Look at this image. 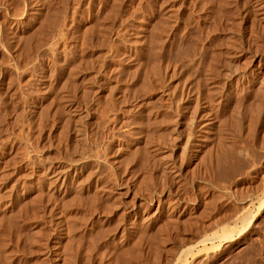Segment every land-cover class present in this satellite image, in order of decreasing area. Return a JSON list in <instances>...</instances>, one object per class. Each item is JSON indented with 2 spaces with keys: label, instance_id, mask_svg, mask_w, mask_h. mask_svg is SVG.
Returning <instances> with one entry per match:
<instances>
[{
  "label": "rangeland",
  "instance_id": "1",
  "mask_svg": "<svg viewBox=\"0 0 264 264\" xmlns=\"http://www.w3.org/2000/svg\"><path fill=\"white\" fill-rule=\"evenodd\" d=\"M259 56L264 62V0H0V239L9 242L0 240L3 247L7 245L0 247V263L121 264L124 260L122 264H169L179 250V264H264V195L259 179L244 173L236 180L218 177L214 129L208 132V126H203L206 117L230 115L238 102L236 95L240 96V106L243 102L248 105L251 100L244 91L251 84L239 75L250 74ZM189 89L192 94L188 98ZM162 112L169 116L163 114L169 122L160 125L157 118ZM177 119L179 122L174 121ZM188 127L192 137L183 149L182 135L188 134ZM159 130L167 135L162 142H174L173 147L158 144ZM175 132L182 142H170ZM164 136L171 140L164 141ZM79 137L86 141L78 142ZM83 147L87 151L93 148L94 156L91 153L86 158ZM164 151L170 153V158L164 154L170 164L161 157ZM43 156L55 162L76 159L82 162V171L67 184L57 185L38 164ZM159 163L167 165L164 171ZM81 198L86 199L84 204ZM108 203L112 207H107ZM102 207L108 209L106 214ZM246 210L251 211L248 214ZM26 230L40 233L30 231L29 235ZM230 231L233 236L226 237ZM17 234L21 241L14 237ZM26 239L30 246L24 247ZM132 244L135 247L131 248ZM121 246L129 250L120 251ZM111 256L124 259L116 263Z\"/></svg>",
  "mask_w": 264,
  "mask_h": 264
},
{
  "label": "bare ground",
  "instance_id": "2",
  "mask_svg": "<svg viewBox=\"0 0 264 264\" xmlns=\"http://www.w3.org/2000/svg\"><path fill=\"white\" fill-rule=\"evenodd\" d=\"M243 1V0H242ZM219 2V1H218ZM263 3V2H262ZM237 9V8H236ZM58 12V11H57ZM54 22V21H53ZM232 26V25H231ZM22 36V35H21ZM22 38V37H21ZM233 40V39H232ZM20 41V40H19ZM40 41V40H39ZM53 42V41H52ZM233 42H235V41H233ZM232 42V43H233ZM228 43V42H227ZM47 44V43H46ZM239 45V44H238ZM240 46H241V44H240ZM242 47V46H241ZM259 47V46H258ZM226 48V47H225ZM228 48V47H227ZM45 49V48H44ZM50 49V48H49ZM112 50V49H111ZM237 50V49H236ZM40 51V50H39ZM108 51V50H107ZM230 51V50H229ZM37 52V51H36ZM120 52V51H119ZM62 53V52H61ZM63 53H64V51H63ZM62 53V54H63ZM122 53V52H121ZM125 53V52H124ZM142 53V52H141ZM65 55L67 54V52H65L64 53ZM63 54V55H64ZM117 54V53H116ZM62 56L63 57V60L65 59L64 57H66V56ZM226 55V54H225ZM228 55V54H227ZM261 56V55H260ZM260 56L258 57L259 59H257L258 60V62H257V65L255 66V67H253V69L251 68V71H249L250 72V76L247 74V73H244L243 72V74L242 75H239V76H241V80L242 81H246L247 82V84L249 83V84H251L250 86H249V88L248 89H246V88H244V92L246 93V95L245 96H247V98L246 99H248V101L249 100H251L252 101V104H251V101H249V103H247L248 105H246V103L245 102H243V103H245L244 105H246L245 107H241L242 105H243V103L241 104V106L239 105L240 104V102H241V100H239V99H237L238 98V96L239 95H236L235 97H237L235 100H238V104L236 103V101H235V103L237 104H235V106H234V108H233V110H231L232 112H230L229 114L230 115H227V116H225V115H223V116H221V114L219 115V116H217V118L216 117H211V116H209V117H206V120L204 121V124H203V126L205 125V126H208V132L209 131H212V129H214V138H215V140L214 141H216V142H214V146L216 147V161L214 162V164H216V174L218 175V177H220V178H226V179H230V178H237V177H239L240 175H242V173H244L245 175H246V177H249L250 178V176H251V174H252V178L254 177L253 176V174L254 175H256V178H258L259 180H257V181H259V183L256 181L255 182V180H254V182H255V185H256V183H258L261 187H262V195H264V86H262V84L264 85V62H263V58L261 59L260 58ZM62 57H61V55H60V58L62 59ZM144 57V56H143ZM36 58V57H35ZM96 58V57H95ZM108 58V57H107ZM253 58H254V56H253ZM33 59H34V57H33ZM76 59V58H75ZM255 59V60H256ZM117 60V59H116ZM157 60V59H156ZM134 61V60H133ZM146 61V60H145ZM249 61V60H248ZM65 62V61H64ZM101 62V61H100ZM142 62V61H141ZM153 62V61H152ZM254 62V61H253ZM66 63H68V62H66ZM129 63V62H128ZM72 64V63H71ZM76 64V63H75ZM234 64V63H233ZM70 65V64H69ZM146 65V64H145ZM144 65V66H145ZM34 66V65H33ZM120 66V65H119ZM143 66V67H144ZM151 66V65H150ZM232 66V65H231ZM234 66H235V64H234ZM237 66V65H236ZM77 67V66H76ZM97 67V66H96ZM157 67V66H156ZM148 68V67H147ZM246 68V67H245ZM235 69V68H234ZM238 69V68H237ZM237 69H236V71H237ZM36 70V69H35ZM97 70V69H96ZM250 70V69H249ZM84 71V70H83ZM121 71H123V70H121ZM136 71V70H135ZM156 71V70H155ZM226 71V70H225ZM106 72V71H105ZM112 72V71H111ZM151 72V71H150ZM154 72V71H153ZM227 72V71H226ZM235 72V71H234ZM248 72V71H247ZM109 73V72H108ZM126 73H127V71H126ZM133 73V72H132ZM138 73V72H137ZM141 73V72H140ZM144 73V72H143ZM209 74H210V72H208ZM236 73V72H235ZM242 73V72H241ZM30 74V73H29ZM101 74V73H100ZM119 74H121V73H119ZM205 74V73H204ZM47 75V74H46ZM117 75V74H116ZM142 75H144V74H142ZM155 75V74H154ZM238 75V74H237ZM100 76V75H99ZM118 76V75H117ZM135 76H136V72H135ZM222 76V75H221ZM32 77V76H31ZM88 77V76H87ZM108 77V76H107ZM116 77V76H115ZM131 77V76H130ZM133 77H134V75H133ZM136 77H138V76H136ZM140 77V76H139ZM146 77H148L147 75H146ZM158 77V76H157ZM225 77V76H224ZM224 77H222V78H224ZM61 78V77H60ZM104 78V77H103ZM141 78V77H140ZM140 78H139V80H140ZM163 79V78H162ZM165 79V78H164ZM238 79H239V77H238ZM8 80V79H7ZM85 80V79H84ZM116 80H118V79H116ZM241 80H237L236 82H240ZM37 81V80H36ZM66 81V80H65ZM131 81V80H130ZM196 81H197V79H196ZM210 81V80H209ZM62 82V81H61ZM72 82V81H71ZM86 82V81H85ZM96 82V81H95ZM138 82V81H137ZM213 82V81H212ZM232 82V81H231ZM245 82V83H246ZM75 83V82H74ZM162 83V82H161ZM164 83V82H163ZM245 83H243V84H245ZM258 83H260L259 84V86H258ZM61 84V83H60ZM79 84V83H78ZM77 84V85H78ZM235 84V83H234ZM41 85V84H40ZM74 85V84H73ZM138 85V84H137ZM161 85V84H160ZM232 85V84H231ZM61 86V85H60ZM65 86V85H64ZM70 86H72V85H70ZM91 86V85H90ZM102 86V85H101ZM105 86V85H104ZM144 86V85H143ZM142 86V87H143ZM159 86V85H158ZM193 86V85H192ZM223 86V85H222ZM79 87V86H78ZM103 87V86H102ZM141 87V88H142ZM194 87V86H193ZM193 87L191 88V89H193ZM75 88V87H74ZM91 88V87H90ZM99 88V87H98ZM110 88V87H109ZM123 88H125V87H123ZM145 88H147V86L145 87ZM215 88V87H214ZM219 88V87H218ZM59 89V88H58ZM61 89V88H60ZM63 89V88H62ZM83 89V88H82ZM127 89V88H126ZM148 89V88H147ZM158 89V88H157ZM191 89H189L188 91H187V94H188V98L190 97V95L192 94V90ZM198 89V88H197ZM227 89V88H226ZM232 89V88H231ZM99 90V89H98ZM109 90V89H108ZM207 90V89H206ZM230 90V89H229ZM219 91V90H218ZM227 91V90H226ZM92 92V94H93V91H91ZM95 92V91H94ZM138 92V91H137ZM195 92V91H194ZM213 92V91H212ZM229 92V91H228ZM110 93V92H109ZM232 93H233V90H232ZM237 93V92H236ZM235 93V94H236ZM239 93V92H238ZM151 94V93H150ZM186 94V95H187ZM229 94V93H228ZM242 94H243V96H244V93L242 92ZM112 95V94H111ZM164 95V94H163ZM185 95V96H186ZM201 95H203L202 93H201ZM230 95H232V94H230ZM229 95V96H230ZM27 96V95H26ZM88 96V95H87ZM94 96H96V94L94 95ZM113 96V95H112ZM178 96V95H177ZM193 96V95H192ZM234 96V95H233ZM91 97V96H90ZM97 97V96H96ZM219 97V96H218ZM228 97V96H227ZM240 97V96H239ZM99 98V97H98ZM123 98V97H122ZM185 98V97H184ZM222 98V97H221ZM224 98V97H223ZM96 99V98H95ZM139 99V98H138ZM178 99V98H177ZM219 99V98H218ZM229 99V98H228ZM253 99H256L255 101L257 102L256 103V107L254 108V104H253ZM163 100V99H162ZM187 100V99H186ZM199 100V99H198ZM207 100V99H206ZM224 100V99H223ZM232 100V101H233ZM154 101H155V99H154ZM167 101V100H166ZM181 101H182V99H181ZM189 101V100H188ZM192 101V100H191ZM220 101V100H219ZM218 101V102H219ZM233 101V102H234ZM243 101H246V100H244V97H243ZM100 102V101H99ZM108 102V101H107ZM171 102V101H170ZM176 102V101H175ZM210 102V101H209ZM225 102V101H224ZM227 102V101H226ZM247 102V101H246ZM138 103V102H137ZM142 103V102H141ZM147 103H148V101H147ZM159 103V102H158ZM161 103V102H160ZM34 104V103H33ZM36 104V103H35ZM34 104V105H35ZM97 104V103H96ZM128 104V103H127ZM3 105V104H2ZM31 105V104H30ZM60 105V104H59ZM99 105V104H98ZM102 105V104H101ZM220 105V104H219ZM232 105H234V104H232ZM243 105V106H244ZM155 106V105H154ZM158 106H159V104H158ZM162 106H164L163 108H165L166 107V110L168 109L167 108V106H165V105H163L162 104ZM202 106V105H201ZM222 106V105H221ZM63 108V107H62ZM129 108V107H128ZM138 108V107H137ZM160 108H161V110H162V107L160 106ZM159 108V109H160ZM175 108V107H174ZM180 108V107H179ZM232 108V107H231ZM230 108V109H231ZM127 109V108H126ZM131 109V108H130ZM155 109V108H154ZM158 109V110H159ZM150 109H148V111H149ZM164 110V109H163ZM162 110V111H163ZM165 110V111H166ZM114 111V110H113ZM222 111V110H221ZM221 111H218V112H220V113H222ZM105 112V111H104ZM156 112V111H155ZM209 112V111H208ZM213 112V111H212ZM211 112V113H212ZM218 112H217V114H218ZM138 113V112H137ZM179 113V112H178ZM204 113V112H203ZM149 114V113H148ZM157 114V113H156ZM166 114V113H163L162 112V115L159 117L158 116V118H157V120L159 121H156V119H153L152 121L155 123V122H158L159 124L160 123H162V124H160V125H163V121H164V123L166 124L167 122H169V119L167 120V119H165V117H167L168 115L166 114V116L165 117H163L164 115ZM216 114V115H217ZM224 114V113H223ZM104 115V114H103ZM107 115V114H106ZM192 115V114H191ZM251 115V116H250ZM148 116V115H147ZM178 116H180V114L178 115ZM177 115L176 116H174V117H178ZM196 116V115H195ZM78 117V116H77ZM106 117V116H105ZM153 117H155V116H153ZM169 117V116H168ZM248 117H249V119H248ZM161 118H163V119H161ZM175 118V119H176ZM102 119V118H101ZM162 121H161V120ZM191 119V118H190ZM193 119V118H192ZM217 119V120H216ZM77 120V119H76ZM139 120V119H138ZM137 120V121H138ZM141 120V119H140ZM146 120V119H145ZM165 120H166V122H165ZM174 121H178V119L177 120H174ZM187 121H189V120H187ZM186 121V122H187ZM191 121H193V120H191ZM77 122V121H76ZM145 122V121H144ZM148 122V121H147ZM149 122H150V119H149ZM179 122V121H178ZM178 122L176 123V124H178ZM146 123V122H145ZM157 123V124H158ZM136 124V123H135ZM158 124V125H159ZM164 124V126L163 127H166V126H168V124L167 125H165ZM96 125V124H95ZM125 125V124H124ZM148 125H150V124H148ZM180 125V124H179ZM137 126V125H136ZM153 127V126H152ZM176 126L174 125V128H175ZM80 128H81V126H80ZM100 128V127H99ZM103 128V127H102ZM149 128V127H148ZM157 128H160V126H158ZM186 128H187V126H186ZM197 128V127H196ZM205 128V127H204ZM135 129V128H134ZM162 129V128H161ZM160 129V130H161ZM164 129V128H163ZM162 129V131H165V130H163ZM168 129H170L169 127L166 129V131L168 130ZM175 129H177V128H175ZM179 129V128H178ZM79 131H80V129H78ZM92 130V129H91ZM158 130V129H157ZM160 130H159V133L161 134V132H160ZM76 131V130H75ZM79 131L78 132H76V133H78L79 134ZM82 131V130H81ZM93 131V130H92ZM142 131V130H141ZM144 131V130H143ZM165 131V132H166ZM169 131V130H168ZM173 131V130H172ZM178 131V130H177ZM188 131H189V127H188ZM206 131V132H207ZM136 132V131H135ZM164 132V134H165V136H167L166 135V133ZM81 133V132H80ZM108 133V132H107ZM106 133V134H107ZM163 133V132H162ZM168 133V132H167ZM174 133V132H173ZM177 132H175V137H174V135H172L173 137V140L172 141H170V142H173L175 139H177L179 142L181 141L180 139H179V137H181V136H179L178 135V137H177V134L179 133H177ZM187 133V132H186ZM85 134V133H84ZM83 134V135H84ZM129 134V133H128ZM151 134H152V132H151ZM153 134H154V132H153ZM164 134H161L160 135V137H159V135H158V137L160 138V141H158L157 140V142H158V144L159 145H164V143L166 144V142H162L163 141V135ZM183 134H184V132H183ZM204 134V133H203ZM208 134V133H207ZM97 135V134H96ZM136 135V134H135ZM139 135V134H138ZM168 135H170V134H168ZM80 136V135H79ZM85 136V135H84ZM150 136V135H149ZM153 136V135H152ZM164 136V141L165 140H167V139H165L166 137ZM182 136H185L184 138H185V140H184V144H182V147H183V149L185 148V147H187V145H188V143L190 142V139H191V137H192V133H191V131H189L188 132V134L187 135H182ZM78 137V136H77ZM76 137V138H77ZM81 137H82V135H81ZM107 137V136H106ZM137 137V136H136ZM199 137V136H198ZM197 137V138H198ZM142 138V137H141ZM168 138V137H167ZM194 138V137H193ZM213 138V139H214ZM83 139V138H82ZM81 139V140H82ZM137 139V138H136ZM169 139H170V136H169ZM169 139L167 140V141H169ZM199 139V138H198ZM80 140V137H79V140H77L78 142H82ZM84 140V139H83ZM134 140V139H133ZM153 140V139H152ZM171 140V139H170ZM211 140V139H210ZM76 141V142H77ZM84 141H86V140H84ZM193 141V140H192ZM251 141V143L252 144H249V142ZM160 142V143H159ZM176 142V141H175ZM182 142V141H181ZM150 143V142H149ZM162 143V144H161ZM168 143V142H167ZM174 143V142H173ZM172 143V144H173ZM192 143V142H191ZM200 143V142H199ZM75 144V143H74ZM77 144V147H78V143H76ZM82 144H83V142H82ZM81 144V145H82ZM153 144V143H152ZM151 144V145H152ZM158 144H157V151H160V150H158L160 147L158 146ZM172 144H170L172 147H173V145ZM177 144V143H176ZM249 144V145H248ZM88 145V144H87ZM87 145H86V147H87ZM150 145V144H149ZM166 145H168V144H166ZM165 145V146H166ZM170 145H168V146H166V147H170ZM180 145V144H179ZM83 146H85V145H83ZM89 146V145H88ZM141 146V145H140ZM165 146H164V148H165ZM211 146H213V145H211ZM79 147H80V145H79ZM85 147V148H86ZM118 147V146H117ZM147 147V146H146ZM149 147V146H148ZM182 147H181V149H182ZM34 148V147H33ZM87 148H89V147H87ZM90 148H92V147H90ZM150 148V147H149ZM155 148H156V145H155ZM154 148V149H155ZM162 148V147H161ZM80 148H78V150H79ZM93 149V148H92ZM92 149H90L91 151H92ZM124 149V148H123ZM170 149V148H169ZM194 149V148H193ZM195 149H197V148H195ZM75 150H76V148H75ZM82 150H84L85 151V154H84V152L82 151ZM98 150V149H97ZM133 150V149H132ZM136 150V149H135ZM156 150V149H155ZM163 150V149H162ZM165 150V149H164ZM200 150V149H199ZM77 151V150H76ZM80 151V150H79ZM91 151H87L86 149H84V147L83 148H81V152L86 156V158L87 157H91ZM95 152H96V147H95V150H94ZM137 151H139V150H137ZM143 150H141V152H142ZM151 151V150H150ZM156 151V152H157ZM166 151V150H165ZM165 151H164V153H162L161 155V157L162 158H164L165 157V155H167L169 152H167V154L165 153ZM168 151V150H167ZM171 151V150H170ZM209 151V150H208ZM135 152V151H134ZM153 152H154V150H153ZM79 153V152H78ZM137 153V152H136ZM155 153V152H154ZM154 153H152V154H154ZM182 153V152H181ZM38 154V153H37ZM93 154V153H92ZM95 154V153H94ZM94 154L92 155V156H94ZM97 155L99 154V153H96ZM138 154V153H137ZM136 154V155H137ZM139 154H140V151H139ZM138 154V155H139ZM142 154V153H141ZM165 154V155H164ZM170 154V153H169ZM180 154V153H179ZM214 154V155H215ZM79 155V154H78ZM83 155V156H84ZM144 155V154H143ZM146 155H147V153H146ZM159 155V154H158ZM156 156L155 155V157H156V159L160 156ZM41 156V155H40ZM84 156V157H85ZM141 156L142 155H140L139 156V158H141ZM153 156V155H152ZM164 156V157H163ZM167 156H169V155H167ZM33 157V156H32ZM31 157V158H32ZM44 157V156H43ZM42 157V158H43ZM74 157V156H73ZM84 157L82 158V159H84ZM147 157V156H146ZM182 157V156H181ZM191 157V156H190ZM214 157V158H215ZM26 158V157H25ZM44 158H46V159H44ZM43 159H40V157H39V160L40 161H38V162H40V163H38V164H40V166H41V170H42V172L44 173L45 172V175L46 176H48V177H50L51 178V181L52 182H56L57 183V185L60 183V185H63V184H67L69 181H71V179H73L75 176H77L81 171H82V162H75V160H73V162H70V163H67V162H65V161H58V162H55V161H52V160H50L49 158L47 159V157H44ZM168 157H165V160L164 161H166V164H170V162H169V159H167ZM169 158H170V156H169ZM70 159V158H69ZM93 159V158H92ZM98 159V158H97ZM146 159V158H145ZM156 159H154V160H156ZM159 159H161L160 157H159ZM201 159V158H200ZM162 160V159H161ZM161 160H160V162H161ZM142 161H143V159H142ZM152 161H153V159H152ZM159 161V160H158ZM163 161V160H162ZM163 161V162H164ZM189 161V160H188ZM206 161V160H205ZM37 162V161H36ZM35 162V163H36ZM108 162V161H107ZM112 162V161H111ZM110 161H109V163H111ZM117 162V161H116ZM151 162V161H150ZM156 162H157V160H156ZM139 163V162H138ZM145 162H143L142 164H143V166L146 164H144ZM155 163V162H154ZM158 163V162H157ZM117 164V163H116ZM140 165V167H142L141 166V163H139ZM161 166H163L162 165V163H159ZM165 163H164V166H163V171H164V167L165 166H167ZM149 165V164H148ZM173 165V164H172ZM36 166H37V164H36ZM92 166V165H91ZM138 166V165H137ZM147 165H145L144 166V168L146 167ZM153 167V166H152ZM170 167V166H169ZM248 167V168H247ZM96 168V167H95ZM111 168H113V167H111ZM135 168H136V166H135ZM147 168H148V166H147ZM158 168V167H157ZM245 168H247V170H245ZM39 169V168H38ZM146 169V168H145ZM145 169H142V170H145ZM149 169V168H148ZM159 171H160V166H159ZM161 169H162V167H161ZM214 169V170H215ZM40 170V169H39ZM106 170V169H105ZM112 170V169H111ZM138 170H141V169H138ZM88 171V170H87ZM118 171V170H117ZM163 171L161 172V173H163ZM167 171V170H166ZM108 172H109V170H108ZM119 172V171H118ZM133 172V171H132ZM177 172V171H176ZM41 173V172H40ZM112 173V172H111ZM121 173V172H120ZM138 173V172H137ZM151 173V172H150ZM160 173V172H159ZM160 173V174H161ZM179 173V172H178ZM109 174V173H108ZM113 174V173H112ZM147 174V173H146ZM149 174V173H148ZM165 173H163L162 174V178L164 177L163 175H164ZM243 174V175H244ZM247 174L249 175V176H247ZM44 175V174H43ZM42 175V176H43ZM44 175V176H45ZM237 175H239V176H237ZM44 176H43V178H44ZM144 176H145V174H144ZM143 176V177H144ZM147 176V175H146ZM154 176V175H153ZM161 176V175H160ZM159 176V177H160ZM87 177V176H86ZM113 177H115V174H114V176ZM2 178V177H1ZM46 178V177H45ZM248 178V179H249ZM255 178V179H256ZM86 179V178H85ZM84 179V180H85ZM115 179V178H114ZM117 179V178H116ZM168 179V178H167ZM181 179V178H180ZM7 180V179H6ZM13 180V179H12ZM46 180V179H45ZM110 180V179H109ZM137 180H139V179H137ZM163 180V179H162ZM230 180H232V179H230ZM236 180V179H235ZM243 180V179H242ZM50 180H49V182H51ZM77 181V180H76ZM117 181V180H116ZM126 181V180H125ZM131 181V180H130ZM164 181V180H163ZM185 181V180H184ZM248 181V180H247ZM20 182V181H19ZM96 182V181H95ZM138 182V181H137ZM144 182V181H143ZM172 182V181H171ZM218 182H220V181H218ZM233 182V181H232ZM78 183V182H77ZM114 183H116V182H114ZM130 183V182H129ZM165 184H166V182H164ZM226 183V182H225ZM2 184V183H1ZM12 184V183H11ZM22 184V183H21ZM45 184V183H44ZM52 184V183H51ZM80 184V183H79ZM78 184V185H79ZM109 184V183H108ZM124 184H125V182H124ZM219 184V183H218ZM33 185V184H32ZM41 185H43V184H41ZM59 185V186H60ZM74 185V184H73ZM83 185V184H82ZM116 185V184H115ZM123 185V184H122ZM139 185V184H138ZM164 184L162 183V186H163ZM40 186V185H39ZM48 186V185H47ZM55 186V185H54ZM53 186V187H54ZM59 186H58V188H59ZM71 186V185H70ZM87 186V185H86ZM104 186V185H103ZM103 186H99V187H101V188H103ZM110 186V185H109ZM164 186H166V185H164ZM163 186V187H164ZM172 186V185H171ZM219 186H220V184H219ZM226 186V185H225ZM256 186H258V185H256ZM259 186V187H260ZM50 187V186H49ZM61 187V186H60ZM67 187H69V186H67ZM76 187V186H75ZM98 187V186H97ZM132 187V186H131ZM130 187V188H131ZM141 187V186H140ZM161 187V186H160ZM162 187V188H163ZM259 187H256L258 190L260 189ZM58 188H56V189H58ZM63 188H65V187H63ZM72 188V187H71ZM78 188V187H77ZM80 188V187H79ZM78 188V189H79ZM86 188V187H85ZM105 189H106V187H104ZM114 188V187H113ZM118 188V187H117ZM138 188V187H137ZM162 188H160L159 190H160V193H161V189ZM167 188V187H166ZM165 188V189H166ZM220 188V187H219ZM223 188V187H222ZM224 188H226V187H224ZM38 189V188H37ZM36 189V190H37ZM47 189V188H46ZM66 189V188H65ZM75 189V188H74ZM100 189V188H99ZM109 189V188H108ZM127 189H129V188H127ZM140 188H138V190H139ZM167 189H169V188H167ZM166 189V190H167ZM41 190V189H40ZM43 190V189H42ZM50 190H55V189H50ZM64 190V189H63ZM81 190V189H80ZM87 190V189H86ZM101 190V189H100ZM109 190H111V189H109ZM114 190L116 191L117 189H115L114 188ZM114 190H112V191H114ZM121 190V189H120ZM148 190V189H147ZM232 190V189H231ZM4 191V190H3ZM29 191V190H28ZM38 191V190H37ZM75 191H77V190H75ZM84 191V190H83ZM99 191V190H98ZM102 191H104V190H101V192ZM119 191V190H118ZM117 191V192H118ZM128 191V190H127ZM140 191H141V189H140ZM213 191V190H212ZM9 192V191H8ZM7 192V193H8ZM44 192H45V190H44ZM51 192V191H50ZM100 192V191H99ZM105 192V191H104ZM109 192V191H108ZM107 192V193H108ZM123 192V191H122ZM122 192H120L121 194H122ZM135 192V191H134ZM133 192V193H134ZM144 192H146L145 190H144ZM148 192V191H147ZM168 192V190L166 191V193ZM89 193V192H88ZM119 193V192H118ZM234 193V192H233ZM30 194V193H29ZM43 194V193H42ZM46 194V193H45ZM52 194V193H51ZM67 194V193H66ZM85 194V193H84ZM87 194V193H86ZM101 194V193H100ZM109 194V193H108ZM117 194V193H116ZM121 194H118V195H121ZM125 194V193H124ZM124 194H122V195H124ZM148 194V193H147ZM150 194V193H149ZM148 194V195H149ZM185 194V193H184ZM223 194V193H222ZM236 194V193H235ZM36 196H37V193L35 194ZM110 195V194H109ZM133 195V194H132ZM131 195V196H132ZM136 195V194H135ZM135 195H133V196H135ZM142 195V194H141ZM176 195V194H175ZM35 196V197H36ZM39 196V195H38ZM37 196V197H38ZM41 196V198H42V195H40ZM50 196V195H49ZM106 196H107V194H106ZM117 196V195H116ZM144 196V195H143ZM237 196V195H236ZM245 196V195H244ZM247 196V195H246ZM249 196V195H248ZM59 197V196H58ZM81 197V196H80ZM88 197V196H87ZM111 197V196H110ZM114 197V196H113ZM119 197V196H118ZM117 197V198H118ZM151 197H152V195H151ZM163 197H165V196H163ZM190 197H192V196H190ZM250 197H251V194H250ZM40 198V197H39ZM51 198V197H50ZM52 198H53V196H52ZM67 198V197H66ZM74 198V197H73ZM105 198V197H104ZM147 198H148V196H147ZM168 198V197H167ZM239 198V197H238ZM237 198V199H238ZM242 198V197H241ZM244 198V197H243ZM246 198V197H245ZM14 199V198H13ZM16 199V198H15ZM34 199V198H33ZM37 200H38V198H36ZM107 199V198H106ZM113 199V198H112ZM111 199V200H112ZM149 199V198H148ZM166 199V198H165ZM164 199V200H165ZM174 199V198H173ZM247 199V198H246ZM246 199H243V201H241V199H240V201L241 202H245L246 201ZM250 199V198H249ZM20 200V199H19ZM35 200V199H34ZM54 200V199H53ZM52 199H51V201H53ZM81 200H82V198H81ZM84 200H86L85 198H84ZM84 200H82V201H84ZM120 200V199H119ZM133 200V199H132ZM153 200V199H152ZM248 200V199H247ZM55 201H56V199H55ZM61 201V200H60ZM71 201V200H70ZM80 201V200H79ZM101 200H99V202H100ZM110 201V200H109ZM108 201V202H109ZM124 201V200H123ZM127 201V200H126ZM135 201V200H134ZM149 201V200H148ZM175 201V200H174ZM192 201V200H191ZM239 201V202H240ZM22 202V201H21ZM30 202V201H29ZM35 202V201H34ZM38 202V201H37ZM36 202V203H37ZM65 202V201H64ZM75 202V201H74ZM90 202V201H89ZM103 202V201H102ZM111 202V201H110ZM114 202V201H113ZM117 201H115V203H116ZM129 202H130V200H129ZM150 202V201H149ZM160 202V201H159ZM161 202H163V200L161 201ZM165 202V201H164ZM163 202V203H164ZM167 202V201H166ZM264 202V201H263ZM262 202V203H263ZM57 203V202H56ZM77 203V202H76ZM85 203V201L82 203V204H84ZM87 203H88V201H87ZM92 203V202H91ZM90 203V204H91ZM139 203V202H138ZM152 203V202H151ZM246 203H250V201H248V202H246ZM245 203V205L246 206H248L247 204ZM261 203V204H262ZM58 205H60L59 203H57ZM68 204V203H67ZM66 203L65 204H63V205H65V207H66V205H67ZM74 204V203H73ZM81 203H80V206L82 205ZM89 204V203H88ZM87 204V205H88ZM89 204V205H90ZM100 204V203H99ZM104 204H105V202H104ZM120 204V203H119ZM119 204H115L116 206L117 205H119ZM159 204H162V203H159ZM159 204H157V206H159ZM166 204V203H165ZM234 204V203H233ZM242 204V203H241ZM17 205V204H16ZM54 205V204H53ZM57 205V206H58ZM77 205V204H76ZM88 205V206H89ZM102 206H103V204H101ZM100 205V206H101ZM107 205V207H108V205H110L111 206V204H106ZM114 205V206H115ZM244 205V206H245ZM263 205V204H262ZM70 206H72V205H70ZM79 206V205H78ZM90 206H92V205H90ZM109 206V208H111ZM130 206V205H129ZM162 206V205H161ZM168 206V205H167ZM166 206V207H167ZM176 206V205H175ZM230 206V205H229ZM244 206H243V208H244ZM33 207V206H32ZM56 207V206H55ZM63 207V206H62ZM73 207V206H72ZM71 207V208H72ZM77 207V206H76ZM84 207V206H83ZM132 207V206H131ZM134 207V206H133ZM165 207V206H164ZM242 207V206H241ZM264 207V206H263ZM38 208V207H37ZM57 208V207H56ZM67 208H69V205H68V207ZM90 208V207H89ZM97 208H99L98 206H97ZM105 207H102V211H103V209H104ZM83 209V208H82ZM107 208H105L104 209V213H105V210H106ZM129 209V208H128ZM259 209H260V205H259ZM58 210V209H57ZM60 210V209H59ZM64 210V209H63ZM84 210V209H83ZM99 210H101V208H99ZM122 210V209H121ZM166 210V209H165ZM240 210V209H239ZM20 211V210H19ZM35 211V210H34ZM44 211V210H43ZM75 211V210H74ZM86 211V210H85ZM85 211H83V212H85ZM142 211V210H141ZM161 211V210H160ZM240 211H242V209L240 210ZM248 210H246V212H247ZM249 211H251V210H249ZM248 211V212H249ZM48 212H50V211H48ZM54 212V211H53ZM68 212V211H67ZM97 212V211H96ZM99 212H101V211H99ZM102 212V213H103ZM108 212V209L106 210V213ZM144 212V211H143ZM147 212V211H146ZM247 212V213H248ZM15 213V212H14ZM33 213V212H32ZM45 213V212H44ZM58 213V212H57ZM81 213V212H80ZM105 213V214H106ZM121 213H123V212H121ZM120 213V214H121ZM136 213V212H135ZM162 213H163V209H162ZM237 213V212H236ZM19 214V213H18ZM25 214V213H24ZM51 214V213H50ZM64 214V213H63ZM76 214V213H75ZM83 214V213H82ZM100 214V216H102L101 215V213H99ZM126 214V213H125ZM161 214V213H160ZM245 215H247L246 213H244ZM249 214V213H248ZM41 215V214H40ZM47 215V214H46ZM61 215V214H60ZM68 215V214H67ZM66 215V216H67ZM90 215V214H89ZM139 215V214H138ZM166 215V214H165ZM30 216V215H29ZM32 216V215H31ZM55 216V215H54ZM64 216V215H63ZM68 216H70V215H68ZM72 216H73V213H72ZM118 216V215H117ZM34 217V216H33ZM56 217V216H55ZM81 217V216H80ZM135 217V216H134ZM242 217H244L243 219H245V217H247V216H242ZM242 217H240V218H242ZM13 218V217H12ZM63 218V217H62ZM67 217H65V219H66ZM74 218V217H73ZM72 218V219H73ZM75 218H76V216H75ZM95 218V217H94ZM33 219V218H32ZM59 219V218H58ZM81 219V218H80ZM84 219V218H83ZM86 219V218H85ZM90 219V218H89ZM123 219V218H122ZM128 219V218H127ZM55 220V219H54ZM71 220V219H70ZM74 220V219H73ZM92 220H93V218H92ZM133 220V219H132ZM149 220V219H148ZM36 221V220H35ZM64 221V220H63ZM97 221V220H96ZM106 221V220H105ZM117 221V220H116ZM129 221V220H128ZM157 221V220H156ZM243 221V220H242ZM1 222V221H0ZM54 222V221H53ZM71 222H72V220H71ZM112 222H114V221H112ZM120 222V221H119ZM135 221H133V223H134ZM137 222V221H136ZM143 222V221H142ZM158 222V221H157ZM162 222V221H161ZM50 223V222H49ZM57 223V222H56ZM67 223V222H66ZM65 223V224H66ZM101 224H102V222H100ZM99 223V221H98V224H100ZM117 223H118V221H117ZM132 223V222H131ZM156 223V222H155ZM207 223V222H206ZM249 223V222H248ZM97 224V225H98ZM101 224L98 226V227H100L101 226ZM113 224V223H112ZM119 224V223H118ZM116 225L115 224V226L116 227H119V225ZM128 224V223H127ZM159 224V223H158ZM16 225V224H15ZM19 225V224H18ZM33 225V224H32ZM35 225V224H34ZM60 225V224H59ZM67 225V224H66ZM73 225V224H72ZM111 225V224H110ZM125 225H126V222H125ZM124 225V226H125ZM129 225H130V223H129ZM133 225H135V224H133ZM161 225V224H160ZM28 226H30V225H28ZM45 226V225H44ZM52 226V225H51ZM62 226V225H61ZM95 226V225H94ZM107 226V225H106ZM106 226H104L106 229H107V227ZM109 226V225H108ZM112 226V225H111ZM123 226V225H122ZM122 226H121V228H122ZM130 226H132V224L130 225ZM138 226V225H137ZM1 227V226H0ZM37 227V226H36ZM70 227H72V226H70ZM75 227V226H74ZM91 227V226H90ZM102 227V226H101ZM112 227H114V226H112ZM126 227H129V226H126ZM160 227H162V226H160ZM14 228V227H13ZM47 228V227H46ZM45 228V229H46ZM61 228V227H60ZM84 228V227H83ZM86 228V227H85ZM92 228V227H91ZM124 228V227H123ZM130 228V227H129ZM150 228V227H149ZM224 228H226V227H224ZM11 229V228H10ZM35 229V228H34ZM39 229V228H38ZM41 229V228H40ZM44 229V228H43ZM65 229V228H64ZM72 229H73V227H72ZM75 229V228H74ZM99 229V228H98ZM109 229H110V227H109ZM115 229V228H114ZM116 229H118V228H116ZM128 229V228H127ZM51 230V229H50ZM68 230V229H67ZM70 230V229H69ZM124 230H125V228H124ZM132 230V229H131ZM212 230V229H211ZM9 231V230H8ZM28 231H29V233H28ZM30 231H32V233H37V232H39V231H35V232H33V230H26V232L30 235ZM41 231V230H40ZM63 231V230H62ZM73 231V230H72ZM78 231V230H77ZM107 231V230H106ZM206 231V230H205ZM14 232V231H13ZM12 232V233H13ZM16 232V231H15ZM15 232H14V234H15ZM22 232V231H21ZM20 232V234H22ZM42 232H44L43 230H42ZM51 232V231H50ZM67 232H69V231H67ZM104 232V231H103ZM120 232H122V231H120ZM131 232V231H130ZM215 232V231H214ZM213 232V233H214ZM229 232V231H228ZM2 233V232H1ZM17 233H19V232H17ZM25 233V232H24ZM31 233V234H32ZM40 233V232H39ZM38 233V234H39ZM81 233V232H80ZM90 233V232H89ZM109 233H111L110 231H109ZM114 233V232H113ZM127 233V232H126ZM139 233V232H138ZM226 233V232H225ZM14 234H12V236L14 235ZM43 234V233H42ZM70 234H71V232H70ZM69 234V235H70ZM128 234V233H127ZM132 234V233H131ZM136 234H137V232H136ZM16 235V234H15ZM35 235V234H34ZM71 235H73L74 236V233H72ZM130 235V234H129ZM128 235V236H129ZM200 235V234H199ZM226 235V237H232L233 236V233H231V231H230V233H227V234H225ZM224 235V236H225ZM1 237H2V234L0 235ZM6 236V235H5ZM10 236H11V234H10ZM17 236H18V234H17ZM17 236H14L15 238H19V240L21 241V239L20 238H22V237H17ZM23 236V235H22ZM31 236H33V235H31ZM30 236V237H31ZM43 236V235H42ZM47 236V235H46ZM68 236V235H67ZM72 236V237H73ZM82 236H83V234H82ZM113 236V235H112ZM127 236V235H126ZM128 236L127 237H125V238H127V239H129L128 238ZM205 235H203L202 237L203 238H211L210 236H207V237H204ZM25 237V236H24ZM29 238V236L28 235H26V238ZM36 237H38L37 236V234H36V236H35V238ZM60 237V236H59ZM66 237V236H65ZM69 237H71V236H69ZM75 237V236H74ZM73 237V238H74ZM90 237H92V236H90ZM99 237V236H98ZM104 237V236H103ZM4 238V237H3ZM3 238H1V239H3ZM35 238H34V240H35ZM106 238V237H105ZM220 238V237H219ZM0 239V240H1ZM47 239H49L48 238V236H47ZM53 239V238H52ZM57 239V238H56ZM67 239V238H66ZM70 239H72V238H70ZM77 239V238H76ZM102 239V238H101ZM111 239V238H110ZM131 239V238H130ZM166 239V238H165ZM181 239V238H180ZM201 239V238H200ZM204 239V240H205ZM214 239V238H213ZM212 239V240H213ZM7 240H9L8 239V237H7ZM13 240V239H12ZM19 240H17V242L19 241ZM27 240V239H26ZM41 240V239H40ZM43 240V239H42ZM45 240V239H44ZM79 240V239H78ZM78 240H77V242H78ZM4 241H5V243H9V242H6V240H4L3 239V241L1 240V242H3L4 243ZM11 241V240H10ZM13 241H16V240H13ZM24 241V240H23ZM22 241V243L24 244V247H25V244L27 245V246H30L29 244H28V242H30L29 240H27L25 243ZM55 241H59V240H55ZM54 241V242H55ZM76 241V240H75ZM80 241V240H79ZM105 241V240H104ZM108 241V240H107ZM128 241V240H127ZM131 241L132 240H130V243L129 244H131ZM155 241V240H154ZM164 241V240H163ZM166 241V240H165ZM180 241H182V240H180ZM197 241H199V239L197 240ZM202 241V240H201ZM206 241V240H205ZM33 242V241H32ZM35 242H37V239H36V241ZM39 242H41V241H39ZM63 242V241H62ZM68 243H69V241H67ZM71 242H73V239H72V241ZM108 242H110V241H108ZM129 242V241H128ZM189 242V241H188ZM196 242V241H195ZM2 243V244H3ZM12 243H14V242H12ZM16 243V242H15ZM14 243V244H15ZM47 243V242H46ZM58 243H60V242H58ZM79 243V242H78ZM77 243V245H79ZM86 243V242H85ZM99 243V242H98ZM111 243V242H110ZM120 243V242H119ZM135 243V242H134ZM2 244H0L1 246L0 247H3V245ZM19 244V243H18ZM21 244V243H20ZM45 244V243H44ZM56 244V243H55ZM64 244V243H63ZM74 244H75V242H74ZM81 244H83V243H81ZM104 245H105V243H103ZM108 244V243H107ZM106 244V246H108ZM112 244V243H111ZM113 244H114V242H113ZM123 244V243H122ZM184 244V243H183ZM198 244V243H197ZM5 245V244H4ZM22 245V244H21ZM35 245V244H34ZM56 245H59V244H56ZM70 245V244H69ZM69 245H68V247H69ZM103 245V246H104ZM135 245V244H134ZM133 244H132V246H131V248H133V246H134ZM7 246V245H6ZM6 246H4V247H6ZM9 246V245H8ZM14 246V245H13ZM23 246V245H22ZM75 246V245H74ZM83 246V245H82ZM110 246V245H109ZM114 246H115V244H114ZM127 245H125V247H126ZM130 245H128L127 247L129 248V249H131L130 247H129ZM173 246H176V245H173ZM184 246V245H183ZM3 247V248H4ZM12 247V246H11ZM46 247H47V245H46ZM61 247H62V245H61ZM65 247V246H64ZM63 247V248H64ZM77 247V246H76ZM102 247V246H101ZM105 247V246H104ZM104 247H102L103 249H105ZM122 248V246L120 247V251H122L121 249H123V251H124V249H126V248ZM135 247V246H134ZM188 247V249H189V246H187ZM207 247V246H206ZM209 247V246H208ZM207 247V248H208ZM38 248H39V246H38ZM42 248H43V245H42ZM60 248V247H59ZM66 248H67V246H66ZM107 248V247H106ZM110 248V247H109ZM162 248V247H161ZM160 248V249H161ZM176 248V247H175ZM192 248H193V246H192ZM204 248H205V246H204ZM206 248V249H207ZM213 248H215V247H213ZM1 249V248H0ZM58 249V248H57ZM103 249H101V253L103 254L105 251L103 250ZM114 249V248H113ZM129 249H126V250H129ZM135 249V248H134ZM163 249H164V247H163ZM171 249V248H170ZM187 249V250H188ZM198 249H200V248H198ZM212 249V248H211ZM104 252H103V251ZM107 250V252L106 253H108V249H106ZM117 250V248L115 249V252H117L116 251ZM182 250H184L183 248H182ZM204 250V249H203ZM12 251V250H11ZM88 251V250H87ZM97 251V250H96ZM112 251V250H111ZM118 252V253H120V256H124V254H123V252L121 253V252ZM144 251V250H143ZM185 251V250H184ZM183 251V252H184ZM200 251H202V250H200ZM100 252V251H99ZM127 252V251H126ZM188 252V251H187ZM197 252H198V250H197ZM205 252V251H204ZM10 253V252H9ZM8 253V256L10 255ZM13 253V252H12ZM42 253V252H41ZM78 253V252H77ZM86 253V252H85ZM112 253V252H111ZM114 253V252H113ZM118 253L116 254V256H118ZM130 253H131V251H130ZM143 253V252H142ZM175 253H176V251L174 252V255H175ZM196 253V252H195ZM199 253V252H198ZM5 254V253H4ZM3 254V255H4ZM76 254V253H75ZM98 254V253H97ZM100 254V253H99ZM102 254L99 256V257H101V259H103L102 258ZM121 254H123V255H121ZM127 254V253H126ZM129 254V253H128ZM127 254V255H128ZM139 254V253H138ZM137 254V255H138ZM190 254H193V253H190ZM189 253H188V255H190ZM2 255V256H3ZM13 255V254H12ZM15 255V254H14ZM79 255H82V254H79ZM106 256H107V254H105ZM194 255V254H193ZM199 255V254H198ZM211 255V254H210ZM116 256H111V257H115L114 259V261L117 263L118 262V258L116 257ZM171 256V255H170ZM187 256V255H186ZM195 256H197V254L196 255H194V258H195ZM204 256V255H203ZM10 257H12V256H10ZM20 257V256H19ZM58 257V256H57ZM61 257V256H60ZM63 257V256H62ZM103 257H104V254H103ZM139 257V256H138ZM172 257H173V254H172ZM205 257V256H204ZM13 258V257H12ZM39 258V257H38ZM43 258V257H42ZM48 258V257H47ZM117 258V259H116ZM126 258V257H125ZM145 258V257H144ZM156 258V257H155ZM191 258H192V255H191ZM193 258V259H194ZM4 259V258H3ZM3 259H1V260H3ZM45 259V258H44ZM53 259V258H52ZM57 259H59V258H57ZM100 259V260H101ZM121 260H123L122 259V257L120 258ZM166 259V258H165ZM179 259H180V254H179V250H178V253L176 254V256H174V259L172 258V260H171V258H170V261H168V262H170L171 263V261L172 262H174V264H179ZM192 259V260H193ZM207 259V258H206ZM8 260H10L9 258H8ZM19 260V259H18ZM26 260V259H25ZM31 260V259H30ZM35 260H37V259H35ZM54 260V259H53ZM56 260V259H55ZM98 260V259H97ZM117 260V261H116ZM121 260H119L120 262H121ZM146 260V259H145ZM150 260V259H149ZM196 260V259H195ZM27 261V260H26ZM42 261V260H41ZM64 261V260H63ZM110 261H112L111 259H110ZM124 261V260H123ZM123 261H122V263H123ZM165 261V260H164ZM185 261V260H184ZM187 261V260H186ZM5 262V261H4ZM13 262V261H12ZM35 262V261H34ZM38 262V261H37ZM44 262V261H43ZM47 262H49V261H47ZM57 262V261H56ZM55 262V263H56ZM113 262V261H112ZM141 262V261H140ZM143 262V261H142ZM193 262V261H192ZM10 263V262H9ZM108 263V262H107ZM121 263V264H122ZM128 263V262H127ZM147 263H149V262H147ZM161 263V262H160ZM163 263V262H162ZM161 263V264H162ZM169 263V264H170ZM187 263H188V261H187ZM203 263V262H202ZM1 264V263H0ZM4 264V263H3ZM23 264V263H22ZM34 264V263H33ZM61 264V263H60ZM111 264V263H110ZM132 264V263H131ZM166 264V263H165ZM191 264H193V263H191ZM197 264V263H196Z\"/></svg>",
  "mask_w": 264,
  "mask_h": 264
}]
</instances>
